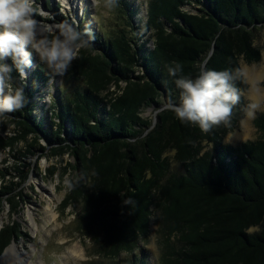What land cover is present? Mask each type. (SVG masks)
<instances>
[{"label":"trees","instance_id":"obj_1","mask_svg":"<svg viewBox=\"0 0 264 264\" xmlns=\"http://www.w3.org/2000/svg\"><path fill=\"white\" fill-rule=\"evenodd\" d=\"M121 8L123 21L109 35L88 28L86 19L76 26L89 46L66 73L81 85L54 96L58 131L30 114L29 98L48 76L41 64L26 79L13 71L28 103L10 115L24 132L37 131L74 159L67 197L81 205L78 229L97 255L132 252L153 220L158 264H264V111L252 119L254 139L223 142L248 105L243 75L229 126L204 133L167 107L178 99L176 77L167 71L175 63L179 75L195 77L201 67L242 73L240 59L260 60L254 42L264 28V0H147L141 25L132 1ZM111 83L117 88L103 93ZM11 141L0 137V144ZM11 192L0 186V212L5 203L15 210ZM19 233L14 219L3 223L0 255ZM121 264L149 263L141 256Z\"/></svg>","mask_w":264,"mask_h":264},{"label":"rangeland","instance_id":"obj_2","mask_svg":"<svg viewBox=\"0 0 264 264\" xmlns=\"http://www.w3.org/2000/svg\"><path fill=\"white\" fill-rule=\"evenodd\" d=\"M124 1L118 0L117 6L108 11L95 7L93 0H35V19L41 27L49 29H54L59 23H69L68 20L76 27L81 20L86 19L88 28L109 35L115 32L118 23L123 21L121 5ZM126 1H132L137 7L134 20L138 25L143 24L146 21L147 0ZM59 16L67 21L59 20ZM254 43L260 48V60L246 63L240 59L239 64L247 84L243 97L247 104L260 103L261 107L257 112H261L264 111V28L259 31ZM148 45L152 47L151 38ZM37 64L45 67L48 76L29 98L32 108L30 114L46 130L55 132L59 129V120L54 113V96L57 92L69 94L74 87L81 85V81L68 74L54 76L35 56L33 66L27 70V77ZM118 83L119 86L124 85L123 82ZM116 88V85L111 83L103 93ZM45 96L51 97L50 102L44 101ZM246 108L239 126L224 137V143L235 145L256 137L252 119L246 115ZM153 113L154 110L150 109L142 114ZM20 120L10 114L0 117V137L6 141L12 139L10 144H0V186L12 190L11 202L17 205L13 211L10 204H4L0 212V228L9 219H14L20 231L18 239L7 247L13 245L18 251H22L25 255L24 261L32 264H121L131 257L141 256L146 263L158 264L159 248L153 220L149 235L145 240H140L132 252H123L117 258H104L95 253L92 241L78 229L77 214L81 205L67 197L74 173V159L65 151V147L61 149L59 145L47 142L37 131L24 132L17 123ZM27 123L31 126L29 121ZM28 126L25 127L28 129ZM66 128L67 124H64L63 129ZM39 146L44 149H38ZM22 175H25V180H22ZM48 205L51 206L56 219L52 224L44 226ZM69 247H75L79 254L71 256ZM13 257H5L0 264H25L15 253Z\"/></svg>","mask_w":264,"mask_h":264},{"label":"clouds","instance_id":"obj_3","mask_svg":"<svg viewBox=\"0 0 264 264\" xmlns=\"http://www.w3.org/2000/svg\"><path fill=\"white\" fill-rule=\"evenodd\" d=\"M34 3L35 0H0V117L21 110L28 103L23 87H14L13 71L26 79L35 56L54 76H63L79 58L80 51L89 46L87 36L69 23H59L54 29L41 27L35 19ZM93 4L111 11L118 0H93ZM167 71L176 77L178 99L167 103L176 119L204 133L230 125L233 108L241 101V90L236 85L242 76L239 69L233 73L201 67L198 75L192 77L179 75L182 65L175 63ZM50 100V96L44 97L45 102ZM260 107V103L250 102L247 117L255 119Z\"/></svg>","mask_w":264,"mask_h":264},{"label":"bare ground","instance_id":"obj_4","mask_svg":"<svg viewBox=\"0 0 264 264\" xmlns=\"http://www.w3.org/2000/svg\"><path fill=\"white\" fill-rule=\"evenodd\" d=\"M66 1V0H64ZM47 214H46V218H45V223H44V226H46V224L48 223H51V222H54L55 219H56V215L55 213L52 211V208L50 205L47 206ZM52 224V223H51ZM46 230V229H45ZM68 252L71 256H76L78 255V251L75 249V247H69L68 248ZM13 253H15V256L17 255L20 260L22 262H24L26 264H32L31 262L29 261H24V253L22 251H18L13 245L12 246H9L5 249V251L0 255V262H2L4 260L5 257H9V256H12L13 257ZM14 258V257H13ZM14 264V263H13Z\"/></svg>","mask_w":264,"mask_h":264}]
</instances>
